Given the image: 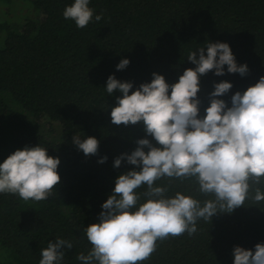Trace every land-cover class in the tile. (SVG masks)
Wrapping results in <instances>:
<instances>
[{"label":"trees","instance_id":"1","mask_svg":"<svg viewBox=\"0 0 264 264\" xmlns=\"http://www.w3.org/2000/svg\"><path fill=\"white\" fill-rule=\"evenodd\" d=\"M71 2L33 0L39 20L0 22V161L14 150L39 144L59 158L60 177L47 200L0 194V264H38L40 249L57 236L73 243L63 264H80L77 253L86 254L91 247L83 228L98 222L115 178L139 170L123 160L113 167L114 158L134 150L145 133L139 123H111L109 113L120 94L105 92L109 75L132 82L129 94L149 82L153 72L173 84L185 69L195 67L186 58L189 51L208 41L226 42L248 72L215 76L210 70L200 77L201 116L214 82L232 84L228 94L218 97L227 103L232 93L264 76V0H90L101 19L81 28L62 15ZM121 58L129 63L117 70ZM44 120L46 132L41 130ZM53 124L60 127L55 142L46 139L54 133ZM77 134L98 140L94 155L72 143ZM101 157L106 160L98 163ZM256 187L264 191V184ZM145 190L144 185L137 189L141 194ZM176 191L201 202L210 198L197 191L194 180H173L166 195ZM144 199L141 195L140 202ZM196 225L191 235L158 240L142 264H232L234 246L254 250L264 242V201L248 199L231 213L217 212Z\"/></svg>","mask_w":264,"mask_h":264},{"label":"clouds","instance_id":"2","mask_svg":"<svg viewBox=\"0 0 264 264\" xmlns=\"http://www.w3.org/2000/svg\"><path fill=\"white\" fill-rule=\"evenodd\" d=\"M89 4L90 0H72L62 15L78 28L99 21L101 16L94 15ZM186 58L195 67L185 69L173 84L153 72L149 82L129 94L132 82L107 77L105 92L120 94L109 113L111 123H139L145 138L137 139L130 153L114 158V168L123 160L139 170L115 178L111 194L100 205L98 222L83 228L91 247L86 254L77 253L80 264H142L158 240L196 232L198 219L210 221L217 212L231 213L248 199L264 201V191L256 187L264 184V76L232 93L227 103L218 97L228 94L232 84L214 82L201 116L200 77L210 70L215 76L227 71L243 77L248 68L238 65L229 45L220 41H208ZM128 63L121 58L115 68L122 70ZM72 143L83 154L94 155L99 142L73 135ZM58 164L59 158L47 155L39 144L14 150L0 161V194L47 200L60 181ZM162 178L169 184L194 180L197 191L210 198L201 202L180 191L166 195L169 184L156 183ZM141 185L146 189L142 194L137 191ZM72 247L71 240L57 236L40 249L38 264H63L65 251ZM232 264H264V242L255 244L254 250L234 246Z\"/></svg>","mask_w":264,"mask_h":264},{"label":"rangeland","instance_id":"3","mask_svg":"<svg viewBox=\"0 0 264 264\" xmlns=\"http://www.w3.org/2000/svg\"><path fill=\"white\" fill-rule=\"evenodd\" d=\"M32 1L33 0H0V22L17 25L27 20H39L42 15L33 8ZM48 125L47 120H44L41 123V130L46 132ZM52 128H54V133L46 135V139L55 142L60 139V127L53 124ZM80 137L83 139L85 136L80 135Z\"/></svg>","mask_w":264,"mask_h":264}]
</instances>
